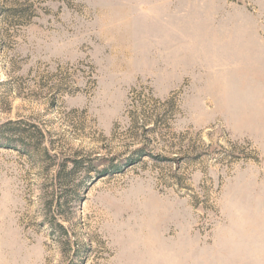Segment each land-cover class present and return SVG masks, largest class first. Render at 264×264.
<instances>
[{
	"label": "rangeland",
	"instance_id": "rangeland-1",
	"mask_svg": "<svg viewBox=\"0 0 264 264\" xmlns=\"http://www.w3.org/2000/svg\"><path fill=\"white\" fill-rule=\"evenodd\" d=\"M0 264H264V0H0Z\"/></svg>",
	"mask_w": 264,
	"mask_h": 264
},
{
	"label": "trees",
	"instance_id": "trees-1",
	"mask_svg": "<svg viewBox=\"0 0 264 264\" xmlns=\"http://www.w3.org/2000/svg\"><path fill=\"white\" fill-rule=\"evenodd\" d=\"M73 164V169L76 170L80 167V161H73L72 162ZM58 228L62 229V226L61 225H58Z\"/></svg>",
	"mask_w": 264,
	"mask_h": 264
}]
</instances>
